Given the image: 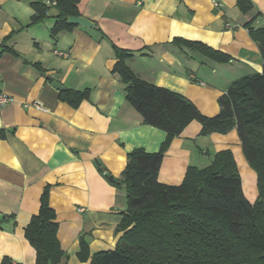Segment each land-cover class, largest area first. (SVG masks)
Instances as JSON below:
<instances>
[{"label":"crops","instance_id":"0c3cea01","mask_svg":"<svg viewBox=\"0 0 264 264\" xmlns=\"http://www.w3.org/2000/svg\"><path fill=\"white\" fill-rule=\"evenodd\" d=\"M252 1V9L243 12L237 0H80L73 16L87 17L98 28L74 24L53 35L56 5L33 22V4L46 0H0V92L12 98L0 107V264L5 257L36 264L25 227L39 212L47 185L65 251L59 264H89L94 253L116 245L126 191L108 176L121 177L129 151L156 152L167 138L128 102L126 84L113 71L116 49L132 54L127 63L139 77L181 93L214 116L233 81L263 71L247 23L264 27V0ZM184 40L231 58L219 61ZM54 80L65 89H89V98L73 107L61 99ZM201 129L193 120L172 138L159 181L178 185L190 165L207 166L215 152L230 148L244 193L254 202L257 173L237 129L209 135ZM82 239L88 244L83 259Z\"/></svg>","mask_w":264,"mask_h":264},{"label":"trees","instance_id":"16d2710c","mask_svg":"<svg viewBox=\"0 0 264 264\" xmlns=\"http://www.w3.org/2000/svg\"><path fill=\"white\" fill-rule=\"evenodd\" d=\"M79 1L57 0L60 12L53 35L74 26L68 18L79 14ZM47 4H33V22L45 17ZM237 4L243 12L254 5L252 0H237ZM252 24L247 23L262 53L263 71L233 81L219 97L220 112L214 116L203 114L181 93L139 77L127 63L132 54L116 49L118 60L113 71L126 84L128 102L146 123L166 131L167 138L156 152L141 147L129 151L121 177L108 176L115 186L125 188L127 207L116 228V245L94 253L89 264H264V27L254 28ZM185 44L219 61L231 58L202 42ZM35 65L44 71L41 64ZM89 95V89H65L61 99L78 107ZM193 120L202 124V135L237 129L244 154L257 173L258 197L254 202L244 193L230 148L215 152L207 166L190 165L178 185L159 181L172 138ZM50 189V185L44 188L40 210L25 227V237L36 250V264H59L65 255ZM87 247L82 239V259ZM1 264L19 263L5 257Z\"/></svg>","mask_w":264,"mask_h":264},{"label":"water","instance_id":"95a60500","mask_svg":"<svg viewBox=\"0 0 264 264\" xmlns=\"http://www.w3.org/2000/svg\"><path fill=\"white\" fill-rule=\"evenodd\" d=\"M68 22L71 24H77V25H81L84 27H89V28H98V26L96 25L95 22H93L92 20L88 19L87 17L84 16H70L68 18ZM52 85L55 86L56 88H58L59 90H64L65 87L62 85V83H60L57 80H54L52 82Z\"/></svg>","mask_w":264,"mask_h":264},{"label":"built area","instance_id":"2783aa9c","mask_svg":"<svg viewBox=\"0 0 264 264\" xmlns=\"http://www.w3.org/2000/svg\"><path fill=\"white\" fill-rule=\"evenodd\" d=\"M46 2L50 5H56L57 3V0H46ZM216 5H220L219 2H214ZM58 52V51H57ZM61 54H66V53H63V52H59ZM12 100L11 96L8 95L7 93H4V92H0V107L8 104L10 101ZM36 106L42 108L41 104L39 102L36 103Z\"/></svg>","mask_w":264,"mask_h":264}]
</instances>
